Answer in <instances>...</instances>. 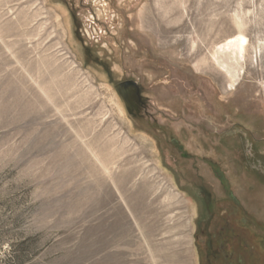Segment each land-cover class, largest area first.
Segmentation results:
<instances>
[{
	"label": "rangeland",
	"instance_id": "1",
	"mask_svg": "<svg viewBox=\"0 0 264 264\" xmlns=\"http://www.w3.org/2000/svg\"><path fill=\"white\" fill-rule=\"evenodd\" d=\"M255 168L264 0H0V264H206L221 214L264 225Z\"/></svg>",
	"mask_w": 264,
	"mask_h": 264
},
{
	"label": "flooded vegetation",
	"instance_id": "2",
	"mask_svg": "<svg viewBox=\"0 0 264 264\" xmlns=\"http://www.w3.org/2000/svg\"><path fill=\"white\" fill-rule=\"evenodd\" d=\"M248 153L252 162L254 159ZM257 171L264 176V168H258ZM207 201L206 210L211 215L212 206ZM242 210L237 207L230 216L221 214V224L215 235L207 227L201 229L204 237L201 251L203 263L212 264L215 261V264H264V225L259 230L253 218Z\"/></svg>",
	"mask_w": 264,
	"mask_h": 264
},
{
	"label": "bare ground",
	"instance_id": "3",
	"mask_svg": "<svg viewBox=\"0 0 264 264\" xmlns=\"http://www.w3.org/2000/svg\"><path fill=\"white\" fill-rule=\"evenodd\" d=\"M246 43V38L242 34H238L225 40L214 48L212 54L213 61L228 77V87L230 89L234 88L242 77ZM96 159L98 158L96 157ZM98 162L104 168V164L100 162V160H98Z\"/></svg>",
	"mask_w": 264,
	"mask_h": 264
},
{
	"label": "water",
	"instance_id": "4",
	"mask_svg": "<svg viewBox=\"0 0 264 264\" xmlns=\"http://www.w3.org/2000/svg\"><path fill=\"white\" fill-rule=\"evenodd\" d=\"M121 87V86H120Z\"/></svg>",
	"mask_w": 264,
	"mask_h": 264
}]
</instances>
